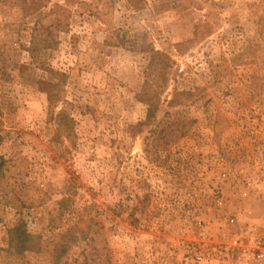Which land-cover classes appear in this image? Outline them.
Listing matches in <instances>:
<instances>
[{"label": "rangeland", "instance_id": "1", "mask_svg": "<svg viewBox=\"0 0 264 264\" xmlns=\"http://www.w3.org/2000/svg\"><path fill=\"white\" fill-rule=\"evenodd\" d=\"M262 170L264 0H0V264H196Z\"/></svg>", "mask_w": 264, "mask_h": 264}, {"label": "built area", "instance_id": "2", "mask_svg": "<svg viewBox=\"0 0 264 264\" xmlns=\"http://www.w3.org/2000/svg\"><path fill=\"white\" fill-rule=\"evenodd\" d=\"M227 177V173H223ZM261 181L264 190V170L261 171ZM234 179L239 180L237 175ZM255 178L246 181L247 188L242 191L243 196L249 195L250 187L256 183ZM215 205L220 209L222 214L226 215V223L231 228L228 232L227 241L220 249L215 251L207 247L204 241L192 243L193 259L196 264H264V220L260 223L250 222L242 223L239 221L237 213L230 210L226 199L222 195L215 198ZM200 224L204 221L200 218ZM203 237H205L203 235Z\"/></svg>", "mask_w": 264, "mask_h": 264}, {"label": "trees", "instance_id": "3", "mask_svg": "<svg viewBox=\"0 0 264 264\" xmlns=\"http://www.w3.org/2000/svg\"><path fill=\"white\" fill-rule=\"evenodd\" d=\"M48 98H49L50 105L52 106L61 97L58 93H55L54 91L51 90L48 94ZM152 106L149 109L150 119L155 113L154 108ZM74 122L75 120L65 115L63 111H60L58 113V125L64 131L72 130ZM142 124L140 123V125ZM9 242H10V246L14 248V250L18 252L19 254L27 250H40V237L38 235L31 233L27 227V224L24 221H20L14 226L10 227Z\"/></svg>", "mask_w": 264, "mask_h": 264}]
</instances>
